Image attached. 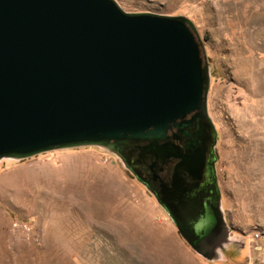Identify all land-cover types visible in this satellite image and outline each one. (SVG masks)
I'll return each instance as SVG.
<instances>
[{"label": "rangeland", "instance_id": "1", "mask_svg": "<svg viewBox=\"0 0 264 264\" xmlns=\"http://www.w3.org/2000/svg\"><path fill=\"white\" fill-rule=\"evenodd\" d=\"M181 16L200 48L220 234L202 256L114 149L0 156V264H264V0H113Z\"/></svg>", "mask_w": 264, "mask_h": 264}, {"label": "water", "instance_id": "2", "mask_svg": "<svg viewBox=\"0 0 264 264\" xmlns=\"http://www.w3.org/2000/svg\"><path fill=\"white\" fill-rule=\"evenodd\" d=\"M206 82L181 16L126 13L113 0H0V156L108 140L166 155L157 140L204 105ZM179 233L212 253L215 236Z\"/></svg>", "mask_w": 264, "mask_h": 264}, {"label": "flooded vegetation", "instance_id": "3", "mask_svg": "<svg viewBox=\"0 0 264 264\" xmlns=\"http://www.w3.org/2000/svg\"><path fill=\"white\" fill-rule=\"evenodd\" d=\"M214 132L205 106L198 107L168 123L158 146L162 155L143 157L145 141H100L118 152L136 176L158 198L168 197L165 211L178 234L179 230L194 243L220 234V214L214 183ZM153 164L152 169L148 166ZM181 236V235H180Z\"/></svg>", "mask_w": 264, "mask_h": 264}, {"label": "bare ground", "instance_id": "4", "mask_svg": "<svg viewBox=\"0 0 264 264\" xmlns=\"http://www.w3.org/2000/svg\"><path fill=\"white\" fill-rule=\"evenodd\" d=\"M213 248L211 247V249L210 250H212Z\"/></svg>", "mask_w": 264, "mask_h": 264}]
</instances>
